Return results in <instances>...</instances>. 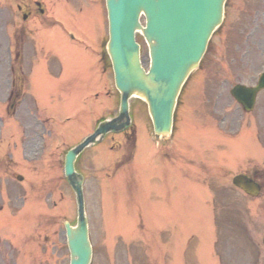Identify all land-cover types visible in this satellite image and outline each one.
<instances>
[{"label": "rangeland", "instance_id": "obj_1", "mask_svg": "<svg viewBox=\"0 0 264 264\" xmlns=\"http://www.w3.org/2000/svg\"><path fill=\"white\" fill-rule=\"evenodd\" d=\"M86 3V24L80 26L76 19L65 22L83 43L71 41L58 27L36 33L42 38L43 48L36 49L33 36L27 37L26 74L32 67L27 62L29 55L31 61L51 55L52 62L56 58L62 63L57 77L50 78L37 67L30 76L31 93L26 94L17 111L9 115L0 107V264H68L62 222H75V203L63 176V158L90 131L79 135L75 126L92 125L93 119L107 117L109 109L115 107L114 101L105 96L112 88L104 49V16L94 0ZM226 6L222 26L210 39L198 70L190 75L179 96L174 146L158 149L150 142L145 110L137 100L132 102L136 107L132 119L141 138L132 169L142 170L144 186L152 193L138 194L132 182L123 192V176L114 178L119 156L110 154L108 138L78 159L92 227L91 264H215L214 257L216 264H264V195L251 199L220 174L212 179L205 177L209 216L203 188L192 179H183L182 172L174 169L180 164L187 172L205 173L208 167L202 158L215 168L223 159L234 165L236 155L216 143L212 145L213 138L204 135L199 126L220 131L221 139L229 136L223 139L225 145L240 155L244 146L233 142L240 139L244 128H249L252 134L245 133L242 163L245 168H264V92L250 115H245L229 94L236 83L254 85L264 69V0H228ZM31 28L41 29L37 23ZM139 43L147 67L146 46L140 38ZM92 94L98 97H90ZM30 95L36 97L37 107L46 115H38ZM2 99L0 95L1 104ZM46 118L54 123L53 129H49L50 120ZM39 120L49 128L45 124L41 127ZM203 121L207 124H201ZM251 138L257 151H253L256 147ZM182 151L191 154L182 155ZM235 165L233 173L241 172L240 161ZM162 168L169 169V174L161 185L157 175ZM107 170L111 173L108 179H115L112 186L104 179ZM17 175L22 182L16 180Z\"/></svg>", "mask_w": 264, "mask_h": 264}, {"label": "water", "instance_id": "obj_2", "mask_svg": "<svg viewBox=\"0 0 264 264\" xmlns=\"http://www.w3.org/2000/svg\"><path fill=\"white\" fill-rule=\"evenodd\" d=\"M225 0H106L109 16L108 53L115 72V82L122 94L120 117L127 118V98L137 95L148 103L156 134L168 136L176 97L189 73L198 67L211 33L220 25ZM146 18V26L138 23ZM141 31L150 48L151 66L146 74L140 68L135 31ZM264 87V77L253 89L236 86L232 94L241 104L251 106L257 91ZM99 132H103L100 129ZM95 136L70 150L64 161V174L76 194L77 226L65 223L69 264H90L91 245L88 240L83 211L82 180L74 171L78 153ZM243 187V181L235 179ZM252 195L257 189L245 183Z\"/></svg>", "mask_w": 264, "mask_h": 264}, {"label": "flooded vegetation", "instance_id": "obj_3", "mask_svg": "<svg viewBox=\"0 0 264 264\" xmlns=\"http://www.w3.org/2000/svg\"><path fill=\"white\" fill-rule=\"evenodd\" d=\"M44 5L42 0H0L1 44L6 46L11 62L9 72H5L0 79V90L7 94L8 107L19 103L24 89L26 22L41 16Z\"/></svg>", "mask_w": 264, "mask_h": 264}]
</instances>
